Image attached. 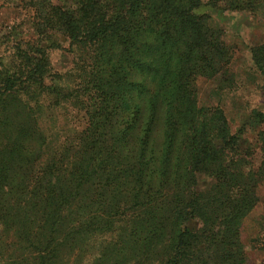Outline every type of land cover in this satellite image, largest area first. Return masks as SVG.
I'll return each mask as SVG.
<instances>
[{
	"label": "trees",
	"instance_id": "trees-1",
	"mask_svg": "<svg viewBox=\"0 0 264 264\" xmlns=\"http://www.w3.org/2000/svg\"><path fill=\"white\" fill-rule=\"evenodd\" d=\"M15 1L0 32V238L14 241L0 264H68L108 234L91 264H245L264 111L233 132L222 108L198 103V78L236 81L223 30L200 10L264 17V0ZM54 50L71 73L52 74ZM251 61L264 83V46ZM69 105L99 153L53 151L40 119Z\"/></svg>",
	"mask_w": 264,
	"mask_h": 264
},
{
	"label": "rangeland",
	"instance_id": "rangeland-1",
	"mask_svg": "<svg viewBox=\"0 0 264 264\" xmlns=\"http://www.w3.org/2000/svg\"><path fill=\"white\" fill-rule=\"evenodd\" d=\"M16 4L15 0H0V32H5V27L15 19ZM200 11H205L210 15L213 27H220L223 30L222 40L228 50V61L230 62L228 72L235 75L236 81L228 83L221 82L219 79L198 78L196 81L198 103L222 108L231 130L235 132L245 119L246 113L256 108L264 111V107L261 106L264 102L262 94L264 83L251 61V49L264 46V17L253 16L247 12H212L208 7L201 8ZM62 46L66 47L67 43H63ZM0 50L4 52L5 49L0 47ZM50 62L54 71L52 74L65 76L71 73L73 68L72 58L61 50L50 52ZM40 126L52 143L56 144L54 147L56 149L53 151H57V155L99 153L98 148L93 144L85 149V144H82L83 136H80L81 132L87 128L83 112L70 105L47 108L40 119ZM105 154L104 151L100 152V156H105ZM97 188L98 186L94 190ZM94 193L97 194V191ZM258 195L259 204L242 224L241 240L244 245L245 264H264V253L261 249V242L264 238V230L261 226L264 224V184L260 187ZM110 239L109 234L94 236L87 242L86 252L76 248L70 254L65 255L64 260L68 264H91L100 255L99 246L96 244L108 242ZM13 242L11 235H8V238L2 235L0 238V249L3 250L4 258L9 259L13 256V251L9 248ZM83 257L85 258L81 263Z\"/></svg>",
	"mask_w": 264,
	"mask_h": 264
}]
</instances>
